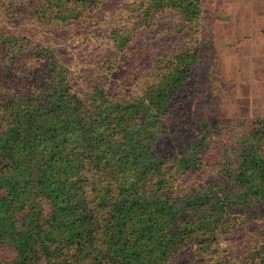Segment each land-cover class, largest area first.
Returning <instances> with one entry per match:
<instances>
[{"label": "trees", "instance_id": "obj_1", "mask_svg": "<svg viewBox=\"0 0 264 264\" xmlns=\"http://www.w3.org/2000/svg\"><path fill=\"white\" fill-rule=\"evenodd\" d=\"M64 1L8 0L6 10L60 26L72 18ZM146 9L197 20L202 8L201 0H147ZM118 13L110 35L126 51L132 30ZM7 30L0 264H264L263 117L215 154L219 122L183 129L181 113L168 125L176 87L169 101L162 84L114 98L96 68L78 82L55 48ZM173 72L161 78L182 82L186 70ZM252 238L263 244L250 252L241 243Z\"/></svg>", "mask_w": 264, "mask_h": 264}, {"label": "rangeland", "instance_id": "obj_2", "mask_svg": "<svg viewBox=\"0 0 264 264\" xmlns=\"http://www.w3.org/2000/svg\"><path fill=\"white\" fill-rule=\"evenodd\" d=\"M7 1L0 0V36L10 29L55 48L78 82L96 68L97 75L109 82L114 98L150 93L148 89L162 84L169 101V89L176 87L168 125L181 113L183 129L193 130L196 121L219 122L214 131L220 147L214 145L215 154L229 144L224 142L230 137L240 138L241 130H250L257 119L264 118V0H201L197 20L191 12L145 10L147 0H75L72 6L63 0L60 7L64 11L66 7L72 18L60 26L47 23L43 27L37 25L36 15L17 17L8 12ZM119 7L132 30L126 51L114 47L120 39L110 35L120 18ZM184 15L189 18L185 20ZM8 63L6 57L0 58V86ZM178 67L186 70L182 82L161 78ZM7 88L2 86L0 95L11 98ZM251 229L256 234L261 231L253 225ZM261 244L256 239L241 243L250 252Z\"/></svg>", "mask_w": 264, "mask_h": 264}]
</instances>
